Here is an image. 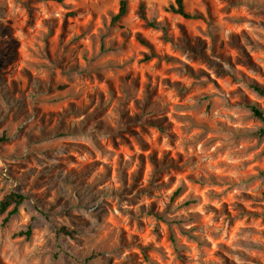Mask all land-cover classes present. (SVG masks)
Returning a JSON list of instances; mask_svg holds the SVG:
<instances>
[{
  "label": "rangeland",
  "instance_id": "rangeland-1",
  "mask_svg": "<svg viewBox=\"0 0 264 264\" xmlns=\"http://www.w3.org/2000/svg\"><path fill=\"white\" fill-rule=\"evenodd\" d=\"M127 1L0 0V264H264V0Z\"/></svg>",
  "mask_w": 264,
  "mask_h": 264
},
{
  "label": "trees",
  "instance_id": "trees-1",
  "mask_svg": "<svg viewBox=\"0 0 264 264\" xmlns=\"http://www.w3.org/2000/svg\"><path fill=\"white\" fill-rule=\"evenodd\" d=\"M62 2L63 0H55ZM169 10L175 14H179L184 16L185 18H199L201 15L197 13H191L186 10L184 0H175V3L171 4L169 6ZM128 12V1L127 0H121L120 2V7L119 11L117 14L113 16V21L117 22L120 21ZM140 16L142 19L147 20V15H146V7L144 3H141L140 8H139ZM150 26L159 28V25L155 23L154 21L149 23ZM141 42L145 45H148V42L140 38ZM151 56L147 55L146 60L150 59ZM251 88L258 93L261 97L264 98V85L258 84V83H253L251 84ZM250 110L254 116L259 118L263 123H264V108L260 107L256 104L250 105ZM259 134L264 137V127L261 129ZM25 200V196L21 194H10L6 196L4 199L1 200L0 202V216H2L7 210L12 206L13 208L8 211V215L5 217L4 222H7L11 216L16 214L19 211V208L23 201ZM31 228H29L25 234L29 236L31 234Z\"/></svg>",
  "mask_w": 264,
  "mask_h": 264
}]
</instances>
